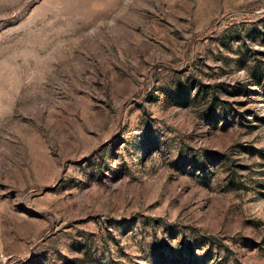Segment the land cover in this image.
I'll return each mask as SVG.
<instances>
[{
  "label": "rangeland",
  "instance_id": "obj_1",
  "mask_svg": "<svg viewBox=\"0 0 264 264\" xmlns=\"http://www.w3.org/2000/svg\"><path fill=\"white\" fill-rule=\"evenodd\" d=\"M0 264H264V0H0Z\"/></svg>",
  "mask_w": 264,
  "mask_h": 264
}]
</instances>
